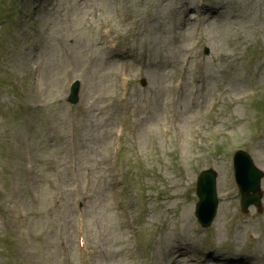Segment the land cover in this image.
I'll use <instances>...</instances> for the list:
<instances>
[{
	"label": "rangeland",
	"instance_id": "1",
	"mask_svg": "<svg viewBox=\"0 0 264 264\" xmlns=\"http://www.w3.org/2000/svg\"><path fill=\"white\" fill-rule=\"evenodd\" d=\"M67 1L68 8L71 10L74 8V11L65 13L63 7H61L59 15H53V9L49 16H54L59 24L69 28L77 27V29H80L85 27L86 24L80 17L83 12H90L91 4L87 3L88 0H85V4L81 5L79 10H75L80 3L74 0ZM160 1L134 0L131 3L133 8L138 11L136 13L138 16L136 18L137 28L141 29L144 35L141 44L136 45V48L148 60L144 64L141 73L138 69L127 72L125 79L128 83L126 89L122 86V92L121 85L116 84L114 81L113 74L115 71L100 68L94 75L86 79L85 91L87 98L82 99L80 106L75 110L66 107L59 98L61 96L60 90H57L48 104L29 107L23 104L24 107L19 109V113L14 111L9 115L6 113L0 114V120L5 121L9 131L3 132L0 136V150L2 151L0 153V169L3 172H5L7 165L13 167L17 184L20 188L24 187V161L21 157V146L18 147L13 156L5 152L9 146L8 141L11 139L16 140L17 145L20 139L29 141L30 147H24V149L26 153L34 156L37 166L40 163L47 164L50 162L49 165L55 167L54 170L45 169L41 174L42 178H36L34 182H30V188L33 192L42 193L45 188H49L46 185V178L53 179L52 193L55 195L54 201L51 196L35 200L34 198H27L24 194L16 193L14 196L17 199L6 203V207L16 205L28 211L38 209L41 215L46 213L48 209L51 210V214L47 215V221L34 223L42 233L48 235V238L45 237L43 242L33 239V245L22 244L19 252L26 255L20 258L16 257L14 264H77L73 229L77 212L73 206V201L81 200L77 198L79 195L88 197L84 224L90 244L95 246L96 251L89 264H130L131 261H136L137 264H160L163 255L169 250L174 251V246H177L172 244V238H180L182 244L185 245L184 250L187 252V254L180 257L181 260L176 264H194L185 261L187 258H193L196 254L191 252L196 244L201 246V241L193 238L196 243L194 244L191 238L186 236L193 232V228L179 227L171 233L170 226L167 225V222L168 224L171 222V216L161 214L163 207L167 208L173 205L174 200L171 198H166V202L162 198L160 200L161 204L156 202L155 199H150L148 202L147 198L143 199L134 211L133 216L135 221L143 227L141 238L150 239V249L148 252L142 253L137 251V245L133 249L130 247L128 248L130 250L125 249V245L130 243V235L128 238L126 237L129 228L125 227L127 223L120 220H118L119 224L117 225V219L114 217H117V210L120 205L116 200V196L113 203L109 194L114 189L111 182L112 176L119 180L117 172H121L120 166L115 165L114 155L110 156L109 165L102 170H100L101 164H98L96 168H93L90 164L93 159L103 153L111 140H115L113 132L115 128L120 126L119 113L131 123V136H123L126 137L125 142L129 147L128 152L133 156L138 155L140 150L141 155V145L138 141H140L142 134L152 135L156 133L164 136V130L168 128L160 125V122L165 118L168 105L171 106L174 99L178 98V105L182 104L187 114L182 121L175 122L169 133L170 136L172 135L170 139L157 138L160 144L155 146L157 156L153 155V157L160 158L169 152H173L182 160V165L185 167L184 176L187 180H191L194 176L193 173L189 177V174L196 169L194 167L195 154L200 158L196 163L197 167H205V164H209L216 159L215 156H207V150H210L205 137L209 120L214 113L216 114L214 122L220 121L221 125H217L213 129H219L220 127L232 128L230 136L226 137L227 156L234 149L242 148L248 151L253 158L255 156L264 158V147L258 145L252 149L255 141L251 143L250 140H245L246 136H242L239 131V129H248L240 122H242V118H251L250 114L247 115L245 107L249 102H241L234 107L228 103L230 96L240 97L245 95L250 86L264 93V41H262L264 40V0H212V4L224 5L223 13L215 19V23L208 27L202 26L199 22L188 21L187 24L189 25L185 32L177 25L182 22L184 16L175 13L174 0H167V6L160 5ZM94 3L97 4L95 1ZM102 6V4H98L96 11L99 18L104 16L100 12ZM239 14L240 17H234ZM187 15L190 16L191 13ZM125 19H127V16H125ZM152 23L157 26V29L150 34L148 27ZM45 26H48V23ZM54 30L55 37L62 32L60 28L55 26ZM124 31L126 32V27ZM179 32H183L184 37L179 41H175L173 37ZM51 34L53 35V32ZM258 34L262 39L258 45H255L254 42ZM123 35H126V40L130 44L135 43L131 35L125 33ZM55 43L56 38L50 43L49 48H44L42 53V59L52 67L57 65L52 63V51L59 53L63 62H66L65 57L68 54V52L59 51L54 47ZM81 45L85 46L86 40H82ZM204 45H206L208 53H203L204 56L201 55L197 58L196 54ZM259 47L262 48L261 53L257 57V61L253 62L250 60V54L252 51L259 50ZM75 52L81 61H84L86 55H91L77 46ZM72 55L75 57V53ZM256 67L259 68L258 76L253 75ZM64 68V65H59L57 79H60L59 82L61 83ZM112 68L116 69L115 67ZM180 70H183L185 82L172 83L173 76ZM216 70L218 73H227L224 77V108L219 109L218 112L217 109L210 111L212 97H209V93L205 89L207 85H213L218 80ZM139 73L150 81V87L147 90L140 91L133 84ZM179 83L180 86H178ZM163 92L166 95L164 111L160 109V106H157V103H159L158 98ZM118 101L120 102L118 103ZM53 106L55 109L49 112ZM126 106H129V109ZM225 106H227L226 109ZM13 107L17 108L18 105L13 104ZM2 108L4 111V102ZM27 109H45L48 112L46 120L47 133L40 134L36 128L32 127L34 122L42 118L43 112L37 110L28 113ZM151 110H156L159 113L149 118L145 111L149 112ZM81 111L86 114L77 119V113ZM221 112L223 114L219 120L217 113ZM259 117L264 122V112ZM10 118H12L11 123H9ZM261 134H263V137L259 138V142L264 143V128L261 130ZM58 136H63V139L57 138ZM94 144L95 146L98 144V146L94 147ZM88 147L94 148L88 149ZM189 153L190 159L185 162ZM169 161L171 162V156H169ZM161 164L148 161L146 165H143V170L140 172L145 174V178L139 175L141 184L140 187L135 184V190L138 189L139 192L145 194L146 185L152 186L153 183L154 186L159 184L158 188L162 194V186L165 181L159 175V170L163 171L165 169L166 172L162 175L169 177L171 168L161 166ZM214 164L217 165V163ZM130 180L132 182V179ZM176 184V189L180 190V183L176 181ZM63 189H69L70 191L65 195L64 200H61ZM165 190L168 189L164 188ZM170 192L168 190V194ZM66 197L70 201H67ZM144 211L148 212V216L142 221L137 214L143 215ZM185 212L186 215L183 216H180V212H178L176 219L185 222L188 219V209ZM259 218L261 219L262 216ZM260 222L258 220L257 224H260ZM120 227L122 230H120ZM58 228H62L61 233H58L61 237L58 241H61L62 250L56 245ZM247 230L238 236L240 242L245 241ZM255 233V238L259 235L260 237L254 244L252 243L253 248L249 255L255 259L252 264L255 262L256 264H264V227H257V230L254 227V232L251 234ZM215 241L217 240L215 239ZM32 250L33 254L27 255ZM63 252L64 256L62 257ZM2 253L8 257L14 256L6 240L3 241L2 245L0 244V254ZM146 255L151 257V260H148ZM0 257L3 256L0 255ZM195 262V264H204L201 260ZM7 263L8 261L3 264Z\"/></svg>",
	"mask_w": 264,
	"mask_h": 264
}]
</instances>
